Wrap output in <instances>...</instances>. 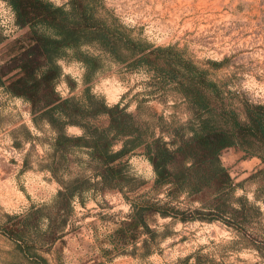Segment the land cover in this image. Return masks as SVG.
<instances>
[{"label": "trees", "instance_id": "obj_1", "mask_svg": "<svg viewBox=\"0 0 264 264\" xmlns=\"http://www.w3.org/2000/svg\"><path fill=\"white\" fill-rule=\"evenodd\" d=\"M4 1L14 10L16 23L29 26L32 36L29 48L20 52L19 71L7 84L1 80L2 83L9 92L31 104L38 128L46 123L54 132L50 142L54 162L58 157L65 159L74 149H85L89 160L85 169L91 171L90 175L65 180L58 165H47L61 184L52 202L33 204L24 218L2 225L26 254L31 253L25 248L29 244L27 237L35 229L29 222L31 215L47 219L46 232L52 244L67 229L66 224L57 228L56 214L73 212L74 200L80 198L83 202L85 192L97 184L120 190L130 204V213L111 233L107 252L120 251L148 259L177 233L175 226L179 222L201 220L222 222L235 234L227 244L250 248L264 259V211L249 198L235 196V181L221 159L224 149L241 146L264 160V103L247 100L236 106L226 100L225 91L209 76L208 69L175 45L156 46L134 36L105 0H68L61 5L52 0ZM3 40L0 33V43ZM86 45L96 46L101 54L82 50ZM69 51L86 66V86L79 97H63L57 90L62 75L58 61ZM102 55L127 63L131 69L146 67L164 87L171 86L186 98L193 116L173 132H166L149 121H141L136 113L128 111V105L109 104L90 86L101 67ZM102 117L106 121L98 122ZM71 126L81 132L71 133ZM119 142L121 146L117 148ZM138 151L152 163L155 180L150 190L132 197L125 188L132 187L136 180L129 172V161ZM94 177L98 179L93 184ZM209 194L212 200L204 206H182L184 195ZM160 219L167 221L160 223ZM223 246L217 244V248ZM205 248L200 246L180 261L219 264L216 250L204 252ZM33 255L41 260L39 264H49L43 254Z\"/></svg>", "mask_w": 264, "mask_h": 264}, {"label": "rangeland", "instance_id": "obj_2", "mask_svg": "<svg viewBox=\"0 0 264 264\" xmlns=\"http://www.w3.org/2000/svg\"><path fill=\"white\" fill-rule=\"evenodd\" d=\"M52 1L61 5L68 0ZM105 3L132 29L134 36L156 46L175 45L208 69L209 76L225 91L226 100L236 106L247 100L264 103V0H105ZM0 33L4 36L0 43V264H39L41 260L33 257L35 252L47 257L49 264H194L193 259L186 263L180 259L202 245H206L204 252L216 250L219 264H264L254 250L227 244L235 234L220 221L179 222L175 226L177 233L148 259L120 251L107 252L111 248V233L130 213V204L120 190L97 184L85 192L83 202L80 198L74 200L73 212L56 214L57 228L66 224L67 229L52 244L46 232L47 219L31 215L29 222L35 229L27 237L29 244L25 243V248L31 253L26 254L2 225L24 218L33 204L52 202L61 184L47 165H58L65 180L90 175L91 171L85 169L89 161L85 149H74L65 159L58 157L54 162L50 157L54 132L46 123L38 128L31 104L7 90L9 78L19 71L20 52L29 48L32 34L29 26L16 23L14 10L4 0H0ZM82 50L101 54L96 46L86 45ZM58 62L62 75L57 90L63 97L81 96L86 86L85 64L73 51ZM90 86L94 93L104 95L109 104L128 105V111L136 113L141 121L153 123L158 130L161 127L173 132L177 125L193 116L186 98L171 86L164 87L146 67L131 69L127 63L114 61L108 55H102L101 67ZM105 121L102 117L98 122ZM69 131L81 132L75 126ZM120 146L117 143L116 147ZM221 159L235 181V196L249 198L264 211V160L241 146L224 149ZM129 163V172L136 180L125 191L133 197L151 189L155 171L140 151L130 157ZM97 179L92 178L93 184ZM181 200L183 207L194 208L210 203L212 196L184 195ZM218 243L224 246L217 248Z\"/></svg>", "mask_w": 264, "mask_h": 264}]
</instances>
